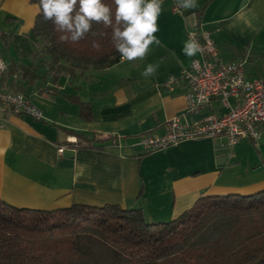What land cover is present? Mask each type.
Returning <instances> with one entry per match:
<instances>
[{
    "label": "crops",
    "instance_id": "0c3cea01",
    "mask_svg": "<svg viewBox=\"0 0 264 264\" xmlns=\"http://www.w3.org/2000/svg\"><path fill=\"white\" fill-rule=\"evenodd\" d=\"M197 4L173 14L176 0H163L155 34L161 43L151 45L143 59L121 62L119 56L104 71L55 78L33 58L38 6L0 0L5 40L0 53L17 71L0 78V90L26 94L43 115L41 121L8 117L0 128V200L47 212L76 204L141 207L150 224L177 218L199 197L264 193V123L257 142L242 139L224 152L220 139L186 141L167 148L164 165L149 172L142 167L151 154L141 145L147 132L163 134L165 122L174 117L193 125L227 112L218 100L212 110L203 106L188 112L184 84L170 92L162 87L190 69L197 56L182 51L192 18L199 32L209 33L218 59L242 64L249 79H264V0ZM149 64L158 68L145 77Z\"/></svg>",
    "mask_w": 264,
    "mask_h": 264
},
{
    "label": "trees",
    "instance_id": "16d2710c",
    "mask_svg": "<svg viewBox=\"0 0 264 264\" xmlns=\"http://www.w3.org/2000/svg\"><path fill=\"white\" fill-rule=\"evenodd\" d=\"M29 1L39 8V0ZM103 2L112 8L115 26L116 6ZM112 32L93 23L84 39L62 40L70 34L44 21L41 12L32 30L38 48L33 58L55 78L104 71L120 56ZM12 69L7 74H16ZM142 211L76 204L47 212L0 200V264H264L262 192L199 197L163 223L149 224Z\"/></svg>",
    "mask_w": 264,
    "mask_h": 264
},
{
    "label": "built area",
    "instance_id": "2783aa9c",
    "mask_svg": "<svg viewBox=\"0 0 264 264\" xmlns=\"http://www.w3.org/2000/svg\"><path fill=\"white\" fill-rule=\"evenodd\" d=\"M182 9L175 5L172 13H181ZM189 34H194L201 46L192 60L190 69L184 70L180 77L170 78L162 87L173 90L177 83L184 84L187 111L195 112L200 107L208 106L218 100L227 112L221 116H210L201 123L183 125L178 117L165 122L164 133L147 132L141 138L142 149L147 153L177 146L182 142L209 139H222V147H234L242 139L252 142L261 137L260 125L264 123V79L247 78L242 64L223 62L218 59L215 45L207 32L198 31V21L192 18ZM2 33L0 32V47ZM0 60L7 62L0 55ZM8 71H0V78ZM233 100V103L230 102ZM42 111L32 103V99L24 93L0 90V128L8 117L27 118L33 121L43 119ZM62 149L58 152L62 153Z\"/></svg>",
    "mask_w": 264,
    "mask_h": 264
},
{
    "label": "clouds",
    "instance_id": "9594fccd",
    "mask_svg": "<svg viewBox=\"0 0 264 264\" xmlns=\"http://www.w3.org/2000/svg\"><path fill=\"white\" fill-rule=\"evenodd\" d=\"M115 4V26L112 8L103 0H39V13L43 20L50 21L58 31L69 33L62 40L78 42L91 31L93 23L113 27L112 41L120 54L121 62L143 59L150 46L160 45L155 35L159 31L158 19L163 11V0H113ZM177 7L191 10L198 7L197 0H176ZM184 55L195 56L202 51L194 34L182 49ZM7 65L0 60V71ZM158 65L149 64L142 73L149 77L155 74Z\"/></svg>",
    "mask_w": 264,
    "mask_h": 264
},
{
    "label": "rangeland",
    "instance_id": "374dc122",
    "mask_svg": "<svg viewBox=\"0 0 264 264\" xmlns=\"http://www.w3.org/2000/svg\"><path fill=\"white\" fill-rule=\"evenodd\" d=\"M167 14H170L168 9H167ZM255 61L260 62L259 60H255ZM261 64H262V62L260 63V65H258V66H260L258 68L262 67ZM220 140H222V139H220ZM255 145H256L255 143H252L253 147ZM232 148L233 147L222 148V150L224 149L225 150L224 152H228ZM169 151L170 150H168V149H166V150L165 149L164 150L159 149L158 151L151 152V154L148 157H145L144 161H142V167L144 168V170L149 172L156 166L164 165L168 160ZM254 154L256 155V152L252 151V156ZM132 175L135 176L134 172Z\"/></svg>",
    "mask_w": 264,
    "mask_h": 264
}]
</instances>
